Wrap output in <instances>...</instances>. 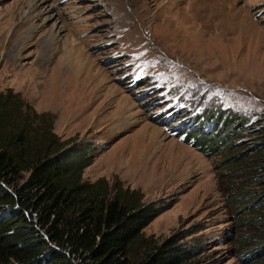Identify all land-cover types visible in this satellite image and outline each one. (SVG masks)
<instances>
[{
    "label": "rangeland",
    "instance_id": "1",
    "mask_svg": "<svg viewBox=\"0 0 264 264\" xmlns=\"http://www.w3.org/2000/svg\"><path fill=\"white\" fill-rule=\"evenodd\" d=\"M9 88L92 149L85 180L122 181L168 207L145 236L186 234L203 246L198 264H254L238 199L260 186H238L224 162L263 147L264 0H0ZM175 109L185 125L206 116L205 134L236 124L237 144L204 153L175 131Z\"/></svg>",
    "mask_w": 264,
    "mask_h": 264
},
{
    "label": "trees",
    "instance_id": "2",
    "mask_svg": "<svg viewBox=\"0 0 264 264\" xmlns=\"http://www.w3.org/2000/svg\"><path fill=\"white\" fill-rule=\"evenodd\" d=\"M155 91L153 103L162 99ZM54 122V115L39 113L12 88L0 92V264H198L203 246L186 241V234L163 242L145 236L168 207L145 202L142 190L122 181L85 180L96 155L61 137ZM210 124L206 116L195 118L186 142L208 155L235 147L236 124L227 120L205 134ZM261 146L224 162L241 172L238 186H260L238 199L251 241L240 250L254 264H264V140Z\"/></svg>",
    "mask_w": 264,
    "mask_h": 264
},
{
    "label": "bare ground",
    "instance_id": "3",
    "mask_svg": "<svg viewBox=\"0 0 264 264\" xmlns=\"http://www.w3.org/2000/svg\"><path fill=\"white\" fill-rule=\"evenodd\" d=\"M52 10V9H51Z\"/></svg>",
    "mask_w": 264,
    "mask_h": 264
}]
</instances>
